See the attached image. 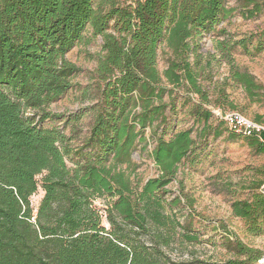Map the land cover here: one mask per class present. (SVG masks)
Instances as JSON below:
<instances>
[{
	"label": "trees",
	"instance_id": "obj_1",
	"mask_svg": "<svg viewBox=\"0 0 264 264\" xmlns=\"http://www.w3.org/2000/svg\"><path fill=\"white\" fill-rule=\"evenodd\" d=\"M229 1L0 0V264H258L263 252L229 235L234 256L226 260L176 261L170 254L173 246L185 252L200 242L176 210L186 207L187 195L167 196L180 165L194 161L223 126L231 140L264 154V135L238 134L223 117L244 114L229 87L241 86L252 100L261 89L233 57L238 47L252 53L253 37L233 41L219 28L237 9L248 18L261 14L264 0H235L236 7ZM88 28L101 36L104 55L95 70L97 100L86 108L93 114L89 134L72 147L63 128L45 123L81 117L51 105L74 87L80 68L67 55ZM208 35L217 39L205 54ZM163 45L169 53L161 71ZM223 60L229 74L214 80ZM184 107L193 125L175 130L172 115ZM254 120L264 122L261 115ZM157 122L164 129L151 157L161 173L135 183L128 172L137 168L133 153ZM263 176L250 197L231 205L253 235L264 234ZM40 187L35 213L31 198Z\"/></svg>",
	"mask_w": 264,
	"mask_h": 264
},
{
	"label": "rangeland",
	"instance_id": "obj_2",
	"mask_svg": "<svg viewBox=\"0 0 264 264\" xmlns=\"http://www.w3.org/2000/svg\"><path fill=\"white\" fill-rule=\"evenodd\" d=\"M101 0H96L99 3ZM124 1V0H122ZM230 7H236V1L228 2ZM224 27L233 41L245 37H253L252 45L249 46L252 53H247L241 48H236L233 53L234 62L240 68L248 70L261 86L254 100L250 98L241 86L229 87L231 99L243 109L245 116L254 119L261 115L264 119V11L254 18H248L237 9L232 17L219 25ZM215 35H208L202 40V51L207 54L215 51ZM262 50L255 51L257 46ZM168 48L165 45L160 49L159 68L163 71L167 65ZM104 55L103 40L101 36H94L91 28L84 33V39L80 41L67 55V58L75 63L80 72L73 78L74 87L60 100L51 105V110L64 113L68 117L81 115L80 119L67 123L65 121H47L45 126H57L64 129L70 138L72 147H78L88 136L93 122V114L86 109L96 102L95 70L100 58ZM230 65L223 60L218 66L215 65L214 80L223 78L229 74ZM89 88V96H85ZM95 97V98H94ZM181 102V100H180ZM181 105V104H180ZM179 105V107H180ZM187 107L179 110L177 115H172L174 129H187L193 125V119L186 113ZM219 114L220 112L216 110ZM212 123L217 126L219 121L215 118ZM159 122L153 127L147 128L146 140L138 144L133 153L132 162L136 166L128 170L132 174L135 183L158 176L161 171L151 157L156 139L162 133L164 126L158 128ZM223 134L218 138L209 136L207 142L198 149L190 159L184 161L179 168L177 178L168 185L170 191L167 196L173 198L184 192L187 198L183 203L185 208H176L181 221L192 222V228L200 236V242L188 245L185 252L177 246L171 247L170 254L173 260L181 259H208L226 260L234 256L224 240L226 235L237 236L247 245L260 249L264 259V234L253 235L247 231L243 219L234 216L232 202L237 199H245L251 196L252 188L257 181L262 179L264 171V154H257L248 146L243 139L231 140L230 132L223 126ZM196 133H193L195 137ZM171 136L168 133L166 138ZM127 166L125 165L124 168ZM41 187L32 196L31 202L34 212H37L40 200L43 197ZM186 199H193V205L188 206ZM96 205L103 207V200H97ZM183 206V205H182ZM105 224L107 222L105 221ZM228 231V232H227ZM260 262H258L259 264Z\"/></svg>",
	"mask_w": 264,
	"mask_h": 264
},
{
	"label": "built area",
	"instance_id": "obj_3",
	"mask_svg": "<svg viewBox=\"0 0 264 264\" xmlns=\"http://www.w3.org/2000/svg\"><path fill=\"white\" fill-rule=\"evenodd\" d=\"M223 117L227 121L230 129L234 132L246 136L258 135L262 139V136L264 135V122H258L254 119H250L237 111L226 113ZM260 192L264 195V176ZM259 262L260 264H264V259H261Z\"/></svg>",
	"mask_w": 264,
	"mask_h": 264
}]
</instances>
